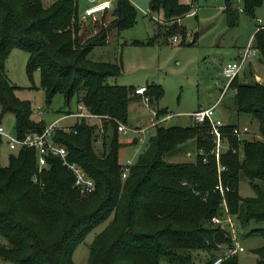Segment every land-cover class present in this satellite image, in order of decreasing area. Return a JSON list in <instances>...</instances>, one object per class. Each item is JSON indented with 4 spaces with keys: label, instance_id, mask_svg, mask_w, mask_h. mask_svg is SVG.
Masks as SVG:
<instances>
[{
    "label": "trees",
    "instance_id": "obj_1",
    "mask_svg": "<svg viewBox=\"0 0 264 264\" xmlns=\"http://www.w3.org/2000/svg\"><path fill=\"white\" fill-rule=\"evenodd\" d=\"M44 1L0 0L2 117L13 115L18 138L27 132L42 133L46 128L31 120L29 103L16 97V88L5 74L6 59L17 49L27 54V77L31 79L39 71L46 102L51 104L60 94L64 105L69 106L76 98L86 112L102 118L101 128L106 131L111 127L110 142L107 150L96 152L93 144L100 128L84 118L69 131L53 132L55 142L67 149L70 160L95 182L94 192L84 198L57 159L49 158L48 167L38 174L34 149L21 148L9 155L8 164L0 165V261L74 264L72 256L78 245L108 221L89 246L87 264H161L163 259L170 264H195L201 252L205 264H210L230 238L211 223L221 212V198L214 191L218 183L215 161L208 156L204 163L197 154L200 150L209 154L214 146L208 122L188 127L158 126L122 178L124 166L119 155L124 148L118 143L117 125L128 123V105L136 97L134 88L107 84L108 78L121 74V67L92 62L88 56L93 48L106 44L111 30L131 28L136 10L129 0H116L112 10L115 19L108 28L82 41L78 0H49L48 5ZM262 2L243 0L244 13L254 18ZM192 7L180 0H150L151 13L161 14L164 24H172L167 34H178L182 40L186 30L177 21ZM224 13L228 26L234 27L238 10L227 4ZM252 45L264 65V26L258 27ZM146 89L152 102L163 95L160 86ZM229 90L236 115L257 123L255 141L228 135V149L221 155L225 166L221 182L228 189L229 214L239 229L248 230L253 222L264 224V84L240 82L235 77ZM159 113L166 114V110ZM236 126L227 124L222 131L228 134ZM189 141L195 143L193 162L165 160ZM241 177L248 180L252 197L240 196ZM248 235L262 237L263 245L254 253L257 264H264V227L250 229ZM221 264L239 262L235 255Z\"/></svg>",
    "mask_w": 264,
    "mask_h": 264
},
{
    "label": "rangeland",
    "instance_id": "obj_2",
    "mask_svg": "<svg viewBox=\"0 0 264 264\" xmlns=\"http://www.w3.org/2000/svg\"><path fill=\"white\" fill-rule=\"evenodd\" d=\"M129 1L136 10L133 26L123 31L111 30L107 35L106 44L93 48L88 56L92 62L115 64L121 67V74L115 78H108L107 84L136 88L150 84L152 81L160 86L163 95L157 101L152 102L150 99V106L157 115H160V111L168 109L171 118L161 124L165 128L191 126L194 122L189 113L197 111L198 106L201 109L209 107L222 92L214 110V118L221 120L224 124L234 122L238 127H247L248 133L241 139L255 141L258 137L257 123L248 116L236 115L234 112L231 91L224 90L227 80L222 76V68L242 52L241 50L246 47L250 37L254 36L256 28L264 25V0L255 11L254 18L244 13L243 0H180L181 3L192 4L193 7L182 21L188 33L187 37L185 35L182 40L179 36L177 43L170 41V36L166 31L172 24H164L161 14L151 13L150 0ZM226 1L238 10V21L234 27H229L227 23L223 9ZM44 4L48 5L49 1L45 0ZM86 6V0H78L79 11ZM114 19L112 11L99 15L95 19H78L81 40L85 41L98 34L101 29H107ZM153 38L152 45L134 44V41L146 42ZM194 39L193 45L183 46L191 44ZM26 61L25 52L12 50L5 62V74L10 84L16 88V97L20 101L29 103L31 120L48 127L55 119L67 112L74 113L76 98L70 102L69 106L64 105L63 96L60 94L54 97L51 104L46 102L44 92L40 87L39 71L34 72L32 78L29 79L25 70ZM255 75L259 78L256 79ZM238 79L240 82L264 84V65L259 62L258 58H255L252 63L244 67ZM165 115H160V117ZM151 117L152 112L140 98L130 101L128 123L123 125L137 133L119 134L118 143L124 148L120 152L119 162L123 166H126L127 162L132 165L138 155L146 149L149 138L158 127H150ZM88 121L91 125L99 126L94 119ZM77 122L74 118H68L59 125L74 126ZM3 126L8 134L12 136L16 134L13 115L4 116ZM102 130L106 135L102 137L106 140L105 150H107L111 127L107 126L106 131L103 127ZM143 131L145 133H142ZM139 139H142V142ZM133 140L137 143L135 144ZM95 143L98 142L95 141ZM101 143L102 141L99 145H94L98 153H101L99 152ZM129 143L131 145H128ZM16 153L17 150H9L6 141L2 139L0 165L6 166L9 155ZM165 160L170 163L193 162L195 160L193 143L187 142L179 147L171 157L167 156ZM239 194L241 197L254 195L248 180L244 177H241L239 181ZM107 223L108 221L93 229L78 245L72 256L74 264H87L89 246ZM261 227H264L263 223L254 222L248 230H241L237 227L238 242L243 248V252L236 255L239 264H257L254 252L263 245V239L257 235H248V231ZM199 256L195 264H205V254L201 252ZM0 264L10 263L0 261ZM161 264L170 263L163 259Z\"/></svg>",
    "mask_w": 264,
    "mask_h": 264
},
{
    "label": "built area",
    "instance_id": "obj_3",
    "mask_svg": "<svg viewBox=\"0 0 264 264\" xmlns=\"http://www.w3.org/2000/svg\"><path fill=\"white\" fill-rule=\"evenodd\" d=\"M49 1V0H47ZM87 6L80 11L79 19H95V17L102 15L104 13L110 12L114 9L116 0H86ZM179 35L174 34L170 37L172 43L179 42ZM187 37V35H186ZM258 57V51L253 47L252 41H250L246 47L242 50L237 59L226 63L222 68V76L227 80L225 90L229 89V85L235 77L241 73L244 67L250 64L255 58ZM146 87L134 88L133 95L139 97L141 101L147 106L149 111L152 112L151 124L150 127L161 126V124L167 121L171 116L160 117L154 110H151L150 98L146 95ZM76 113H67L59 120L55 121L53 124L49 125L44 129L42 133L37 132H27L21 138H18L16 135L12 136L5 131L3 126V117H2V107L0 105V138L6 141L7 147L9 150H19L21 148L34 149L37 155V173H41L44 169L48 167V159L53 158L57 159L61 166L64 167L73 177V187L78 192L80 197H87L92 194L95 190L94 180L83 170V168L75 162H72L69 158V153L67 149L55 142L53 138V132L55 130L69 131V128L61 127L59 125L60 121L67 117H75L78 120L81 118L84 119H97L102 120L100 116L92 115L84 110V107L81 103L76 105ZM39 110V109H38ZM215 106L205 110H198L191 113L189 116L192 118L195 124H201L208 122L210 129L209 134L213 141V148L209 154L204 153L202 150L198 151L197 154L202 157L203 162H207V157L210 156L214 159L217 169V180L218 183L215 186L214 191L217 192L221 198V212L219 216H215L211 219L212 225L220 228L224 231L230 238V243L221 249L217 254V257L210 264H221L225 259L235 256L240 252H243V248L238 242V228L234 222L233 217L229 214L227 202H226V191L228 190L222 185L221 174L225 170V166L221 163L222 153L228 149V140L227 136H233L238 140H241L242 136L248 133L247 127H233L231 132L228 134L224 133L222 129L227 125L224 124L221 120L214 118ZM99 132L97 133V142L102 141L105 136L101 124L99 125ZM117 131L119 134H126L129 132L137 133L135 130L129 129L127 126L118 123ZM142 133H145L144 131ZM142 142V139H139ZM130 162H127V165L124 166L122 173V178H125ZM33 182H37V176L33 179ZM1 243V238H0Z\"/></svg>",
    "mask_w": 264,
    "mask_h": 264
},
{
    "label": "crops",
    "instance_id": "obj_4",
    "mask_svg": "<svg viewBox=\"0 0 264 264\" xmlns=\"http://www.w3.org/2000/svg\"><path fill=\"white\" fill-rule=\"evenodd\" d=\"M227 4H230V5H231V3H230L229 1H226L225 6L223 7V9L226 8ZM231 6H232V5H231ZM234 8H235V7H234ZM184 18H185V17H184ZM184 18L178 20L177 23H178V25L184 27V29H185V26L182 25V21H183ZM263 26H264V25H260V26H258V27H263ZM258 27L256 28V31L258 30ZM185 30H186V29H185ZM187 34H188V33H186V35H187ZM154 38H155V37H154ZM252 39H253V37L251 36L250 39H249V41H248V43H249L250 41H252ZM150 41H151V40L146 41V42H141V41H134V42H141L142 44H140V45H145V44H147V43L150 42ZM153 42H154V40H152V43H151V44H147V45H152ZM194 42H195V39L192 41L191 44L183 45V46H190V45H193ZM248 43H247V44H248ZM243 49H244V48H243ZM243 49H242V50H243ZM242 50H241V51H242ZM239 55H240V53L237 55V57H238ZM237 57H236V58H237ZM236 58H235V59H236ZM235 59H234V60H235ZM232 61H233V60H232ZM253 61H254V60H253ZM253 61H252V62H253ZM229 62H231V61H229ZM252 62H251V63H252ZM227 63H228V62H227ZM255 76H256V79L259 78L257 75H255ZM150 85H156V86H158L157 84H155L154 82L151 81L150 84L147 83V85H145V86H141V87H148V86H150ZM225 86H226V85H225ZM130 88H133V87L130 86ZM136 88H138V87H136ZM224 90H225V87H224ZM221 95H222V92L220 93V95L218 96L217 100H216L214 103H212L209 107L204 108V109L212 108V107H214V106L216 107V104H217L218 101L220 100V96H221ZM138 98H139V97L136 96L135 99H133V100H138ZM77 104H78V102H76V105H77ZM204 109H201V107L198 106L197 111H198V110H204ZM76 112H77V109H75V112H74V113H76ZM193 112H196V111H192L191 113H193ZM67 113H72V111H69V112H67ZM67 113H66V114H67ZM191 113H189V114H191ZM166 114H167V116H171V114L168 113V109H166ZM62 116H64V115H62ZM62 116H60V117H58L57 119H55L51 124H53L55 121H57V120H59L60 118H62ZM3 118H4V117H3ZM68 118H74V119H76V120L78 121L77 118H75V117H71V116H70V117H67V118L62 119V120L60 121V123H61L63 120L68 119ZM170 118H171V117H170ZM170 118H169V119H170ZM169 119H168V120H169ZM235 119H236V118H235ZM237 119H238V118H237ZM94 120L97 121V124H98V125L101 124V121H100V120H97V119H94ZM88 122H89V121H88ZM60 123H59V124H60ZM51 124H50V125H51ZM193 124H194V123H193ZM193 124H192V125H193ZM226 124H230V123H226ZM232 124H233V125H237V124L234 123V122H233ZM61 127L71 128L72 126H61ZM105 137H106V135H105ZM105 137H104V138H105ZM191 142H192L193 145H194V151H195V143H194L193 141H191ZM103 143H104L105 145H103ZM95 144L99 145V142H98V143H95V142H94L93 145H95ZM100 145H101V146H100V147H101V150H100L99 152H101V151H103V150L105 149V146H106V140H102V143H101ZM94 148H95V147H94Z\"/></svg>",
    "mask_w": 264,
    "mask_h": 264
}]
</instances>
